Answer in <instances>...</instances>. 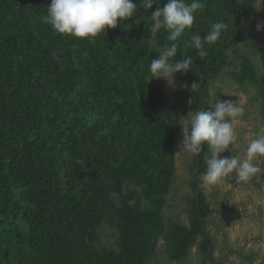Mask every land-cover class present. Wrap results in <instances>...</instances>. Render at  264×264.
I'll return each instance as SVG.
<instances>
[{
	"label": "trees",
	"instance_id": "trees-1",
	"mask_svg": "<svg viewBox=\"0 0 264 264\" xmlns=\"http://www.w3.org/2000/svg\"><path fill=\"white\" fill-rule=\"evenodd\" d=\"M202 2L192 28L179 38L176 57L192 58L191 70L178 74L196 111L209 110L210 83L233 61L239 68L232 69V79L264 100V79L240 48L250 36L246 17L254 0ZM50 3L0 0V218L31 227L17 238L19 264H148L165 225L156 210L143 207V198L163 205L176 169V135L163 89L148 80L150 62L159 55L151 50L150 11L167 0H156L152 10L138 7L134 18L95 43L58 34L43 22ZM217 21L228 27L205 45L201 58L191 36L203 37ZM155 39L166 42L163 30ZM207 151L205 145L196 156L198 174L206 169ZM195 179L189 225L171 223L168 241L177 261L200 236L207 261L213 260L206 231L212 209ZM104 222L117 227L119 250L95 246Z\"/></svg>",
	"mask_w": 264,
	"mask_h": 264
},
{
	"label": "rangeland",
	"instance_id": "rangeland-1",
	"mask_svg": "<svg viewBox=\"0 0 264 264\" xmlns=\"http://www.w3.org/2000/svg\"><path fill=\"white\" fill-rule=\"evenodd\" d=\"M254 4L253 11L246 17L250 36L240 42V48L258 67L264 79V0H254ZM235 68H239L238 61L230 63L210 83L209 104L217 99L232 100L243 109V114L234 125L236 144L221 154L222 157H231L233 154L243 159L247 145L264 127V100L252 86L232 79L230 73ZM156 81L162 86L167 114L176 135V169L163 205L143 198V207L156 210L165 225L164 234L156 241L154 254L148 264H264V157L258 161L262 171L247 183H237L232 174L217 185H204L200 179L203 173L198 174L201 166L197 164L196 156L181 151L180 146L183 136L179 121L190 111H196L194 100L185 92L178 73L175 87L170 86L165 79ZM211 110L214 109L209 106L208 111ZM194 179L212 209L206 225V231L214 242L212 261H207V252L201 246V236L191 247L188 256L179 261L172 258L168 241L173 234L172 222L189 225L187 207L194 194ZM10 217L3 215L0 218L3 219V226H0V264H19L22 247L17 238L31 231L25 220ZM94 244L100 249L119 250L121 240L117 227L106 222L99 225Z\"/></svg>",
	"mask_w": 264,
	"mask_h": 264
},
{
	"label": "clouds",
	"instance_id": "clouds-1",
	"mask_svg": "<svg viewBox=\"0 0 264 264\" xmlns=\"http://www.w3.org/2000/svg\"><path fill=\"white\" fill-rule=\"evenodd\" d=\"M154 4L159 5L156 0H140L139 4L133 0H51L42 20L58 34L95 43L97 36L134 18L138 7L152 10ZM204 6L202 0H191V3L187 0H167L163 7L150 11L152 23L148 30L152 37L151 50L159 55L150 62L149 83L153 78L165 79L170 86L175 87L176 74H186L191 70V57L176 59L177 43L182 34L192 28L195 14ZM227 27L224 22L217 21L211 24L210 31L203 37L199 34L192 35L189 44L203 58L206 55L205 45L210 46L217 42ZM125 28L130 29V24L125 25L123 30ZM162 30L166 42L160 44L155 38ZM195 86L196 84L192 85L193 88ZM209 106L214 110L190 111L186 117L180 118L183 136L181 151L199 156L207 145L208 152L204 157L206 169L200 177L204 185H217L232 174L235 175L237 183L249 182L262 171L258 161L264 157V127L247 145L243 159L233 154L231 157H222V153L236 144L237 133L234 125L236 119L243 114V109L238 102L222 99L215 100ZM110 196L119 206V194L113 192ZM128 203L129 206H134L135 200Z\"/></svg>",
	"mask_w": 264,
	"mask_h": 264
}]
</instances>
